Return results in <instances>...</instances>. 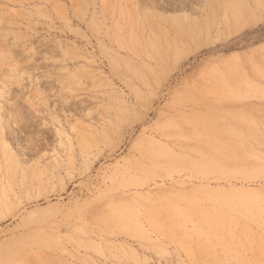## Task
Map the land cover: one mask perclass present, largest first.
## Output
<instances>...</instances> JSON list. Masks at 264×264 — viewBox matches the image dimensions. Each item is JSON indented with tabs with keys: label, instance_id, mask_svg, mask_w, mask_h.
I'll list each match as a JSON object with an SVG mask.
<instances>
[{
	"label": "rangeland",
	"instance_id": "374dc122",
	"mask_svg": "<svg viewBox=\"0 0 264 264\" xmlns=\"http://www.w3.org/2000/svg\"><path fill=\"white\" fill-rule=\"evenodd\" d=\"M0 264H264V0H0Z\"/></svg>",
	"mask_w": 264,
	"mask_h": 264
}]
</instances>
